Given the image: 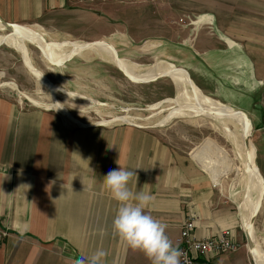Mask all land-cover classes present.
Masks as SVG:
<instances>
[{"label":"crops","instance_id":"1","mask_svg":"<svg viewBox=\"0 0 264 264\" xmlns=\"http://www.w3.org/2000/svg\"><path fill=\"white\" fill-rule=\"evenodd\" d=\"M77 7L70 0H0V16L14 24H57L62 17L79 14ZM151 8L158 32L143 34L128 27L125 34L114 35L117 49L126 42L122 35L134 41L167 33L176 37L179 17L196 14L194 22L203 20L212 28L207 35L213 38L211 45L196 49L202 35L193 42L195 52L209 53L205 68H228L232 51L237 55L232 63H248L244 67L255 72L264 69L259 55L264 53V0H156ZM186 67L201 68L195 61ZM76 123L49 109L23 108L0 93V226L9 231L0 244V264H74L98 249L107 253L102 264H150L112 229L118 204L102 181L121 166L136 173L130 190L153 197L145 211L167 226L174 246L192 215L198 219L199 238L223 229L234 233L240 243L236 251L201 256L198 264H252L234 202L215 188L223 175L215 164L205 163L196 149L191 156L180 155L140 125Z\"/></svg>","mask_w":264,"mask_h":264},{"label":"rangeland","instance_id":"2","mask_svg":"<svg viewBox=\"0 0 264 264\" xmlns=\"http://www.w3.org/2000/svg\"><path fill=\"white\" fill-rule=\"evenodd\" d=\"M154 1L76 4L79 14L62 17L60 23L21 24L40 31V37L45 41H104L110 46L113 44L115 50L111 47L120 56H126L139 65H152L160 60L182 67L179 70L186 75L183 70H187L204 94L219 103L233 106L235 113L250 116L253 128L251 139L257 147L256 160L264 177V69L255 72L252 67H244L248 63H232V60H237L236 53L232 51H229L228 68H205L203 62L209 53L195 52L193 42H197V36L202 35L203 43L197 45L200 48L196 49L211 45L213 38L207 35H210L212 28L203 20L204 23L194 22L196 14L179 17L181 30L176 37L167 33L163 36L165 38L148 36L134 41L128 34L122 35L126 42L119 44L117 49L119 39L114 35L125 34L124 29L128 27L143 34L158 32L155 26L157 21L153 18L156 12L151 8ZM171 23L175 25L177 22L171 20ZM145 47L148 49L144 50ZM259 55L260 60L264 61V53ZM72 56L63 65L56 66L32 40L21 37L15 31L0 30V93L9 96L23 108L49 109L66 116L60 109L63 107L72 120L77 119L82 125H140L154 132L180 155L191 156L192 150L196 149L197 155L205 163H213L222 171L223 175L217 180L219 184L215 188H222L224 197L233 200L234 203H231L240 218V206L247 196L245 180L239 178L241 161L234 145L220 131L214 117L198 112L173 116L185 106L177 103L181 92L168 75L159 78L152 76L138 82L128 78L115 63L93 53H76ZM192 61L201 68H187ZM159 64L170 67L164 62ZM128 73L136 77L146 75L143 72ZM198 86V91L203 93ZM121 116H127L130 122L119 119ZM246 121L249 124L248 119ZM202 166L210 173L206 165L202 163ZM253 227L257 239L254 242L264 249V202ZM242 234V241L248 248L245 228ZM252 264H255V260Z\"/></svg>","mask_w":264,"mask_h":264},{"label":"bare ground","instance_id":"3","mask_svg":"<svg viewBox=\"0 0 264 264\" xmlns=\"http://www.w3.org/2000/svg\"><path fill=\"white\" fill-rule=\"evenodd\" d=\"M10 28L11 29H7L0 19V30L7 29L15 31L18 35H21V37H26L32 40L47 58L55 62H62L66 60L67 57L70 58L76 53H93L101 59L109 60L115 63V65L127 75H131L128 72H143L146 74L142 77L133 76L138 78L137 81L140 79L145 80L152 76L158 77L168 75V77H170V79L179 87L181 92V95L177 97V103H182L185 106L182 111L176 112L173 116H186L193 112H198L201 115H206L207 117H214L220 125V131L234 145L237 156L241 161V175L239 178L245 180L244 182L246 183L245 186L247 189L246 200H244L239 210L241 224L243 229L246 227L249 229V233L252 235V238H254L257 242L254 229L255 227H253V225L251 226V220L262 202L261 199L263 197L264 190V177L261 172V174L258 172V162L256 160L257 147L253 143L252 139L250 142L248 141L249 136L251 138L253 128L249 120L248 122L250 126L247 123L246 119L248 118L246 117V114L243 116L235 113L232 106L219 103L214 98L199 92L196 88V84H194V81L189 78V76L167 61L158 60L152 65H139L126 58L118 57L113 48L104 41H99L98 43L88 41L80 42L76 40L69 43L49 42L42 39L39 34L29 26L10 22ZM26 61L28 62V58ZM159 62H164L170 67L163 66L159 64ZM36 75L43 79L41 75ZM30 100L33 101V99ZM200 107L203 109H200ZM60 109L67 115L69 114L65 108L61 107ZM119 119L130 122V119L127 116H121ZM74 120L79 123L77 119ZM252 191L253 195L251 194ZM254 260L255 264H264V249H262L258 244L256 252L254 253Z\"/></svg>","mask_w":264,"mask_h":264},{"label":"clouds","instance_id":"4","mask_svg":"<svg viewBox=\"0 0 264 264\" xmlns=\"http://www.w3.org/2000/svg\"><path fill=\"white\" fill-rule=\"evenodd\" d=\"M135 174L121 166L103 177V188L118 204L113 232L126 247L143 253L150 264H181V252L166 235L167 226L145 211L153 197L129 189V181ZM106 255L103 249H98L88 257L76 259L74 264H102Z\"/></svg>","mask_w":264,"mask_h":264},{"label":"built area","instance_id":"5","mask_svg":"<svg viewBox=\"0 0 264 264\" xmlns=\"http://www.w3.org/2000/svg\"><path fill=\"white\" fill-rule=\"evenodd\" d=\"M75 4L94 3L102 1L110 2H141L151 0H70ZM197 218L192 215L185 219L180 236L177 238L178 249L181 252V264H198L201 256L213 257L224 252L236 251L240 243L235 239L230 229H223L220 232L199 238L196 235ZM9 235L7 228L0 226V244Z\"/></svg>","mask_w":264,"mask_h":264},{"label":"water","instance_id":"6","mask_svg":"<svg viewBox=\"0 0 264 264\" xmlns=\"http://www.w3.org/2000/svg\"><path fill=\"white\" fill-rule=\"evenodd\" d=\"M0 19H1V21L3 22V24H4V26L7 28V29H11L10 28V22L9 21H7V20H5L2 16H0ZM92 42H94V41H92ZM112 46V45H111ZM118 51H116V55L118 56ZM73 56H71L70 58H68V59H66V60H64L63 62H55V61H51V63H53L54 65H56V66H61V65H63L65 62H67L69 59H71ZM121 70V69H120ZM122 71V70H121ZM123 72V71H122ZM186 72H187V74H188V76H189V78H191V75H190V73L186 70ZM124 73V72H123ZM128 78H130V79H132L133 81H136L138 78H136V77H133V76H131V75H127L126 73H124ZM159 77H161V76H159ZM158 77V78H159ZM157 79V78H156ZM192 79V78H191ZM193 80V79H192ZM144 80H139L138 82H143ZM245 114V113H244ZM246 117L248 118V120H249V122H250V124H251V126H252V120H251V118H250V116H248V115H246ZM250 140H251V138H250V136H249V138H248V141L250 142ZM259 167H258V172L260 173V171H259ZM261 174V173H260ZM263 183H264V181H263ZM261 201H262V203L260 204V206H259V208H258V211L255 213V215H254V217L252 218V220H251V226L254 224V221H255V218L257 217V215H258V212L260 211V209H261V207H262V204H263V202H264V190H263V197H262V199H261ZM260 201V202H261ZM245 233H247V245H248V248H249V250H250V252L252 253V255L254 256V253L256 252V247H257V245H256V242H254V239L252 238V235L249 233V229L246 227L245 228Z\"/></svg>","mask_w":264,"mask_h":264}]
</instances>
